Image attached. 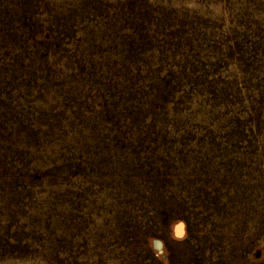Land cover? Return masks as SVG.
Returning <instances> with one entry per match:
<instances>
[{"label":"rangeland","instance_id":"rangeland-1","mask_svg":"<svg viewBox=\"0 0 264 264\" xmlns=\"http://www.w3.org/2000/svg\"><path fill=\"white\" fill-rule=\"evenodd\" d=\"M0 264H264V0H0Z\"/></svg>","mask_w":264,"mask_h":264}]
</instances>
